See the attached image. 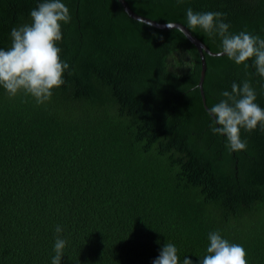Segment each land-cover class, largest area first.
Masks as SVG:
<instances>
[{"label": "trees", "instance_id": "1", "mask_svg": "<svg viewBox=\"0 0 264 264\" xmlns=\"http://www.w3.org/2000/svg\"><path fill=\"white\" fill-rule=\"evenodd\" d=\"M127 1L187 27L188 8L221 12L230 32L264 39V0ZM42 2L0 0V49ZM62 2L65 83L42 104L0 86V264H52L58 236L61 264H153L166 242L198 264L211 232L264 264V129L241 128V151L212 132L201 56L180 29L135 19L119 0ZM190 30L221 50L219 36ZM204 55L209 109L244 81L264 109L254 58L245 68Z\"/></svg>", "mask_w": 264, "mask_h": 264}, {"label": "clouds", "instance_id": "2", "mask_svg": "<svg viewBox=\"0 0 264 264\" xmlns=\"http://www.w3.org/2000/svg\"><path fill=\"white\" fill-rule=\"evenodd\" d=\"M224 15L221 12H194L188 8V29L200 28L210 37L219 36L221 50L217 55H226L237 65L243 64L247 68L249 65L245 62L254 58L252 66L264 77V39L247 31L230 32L231 26L224 22ZM30 16L31 23L11 30V47L0 49V86L10 96L23 91L42 104L51 99L54 88L65 83L63 74L69 65L61 60L57 42L62 39L61 22L68 23L71 17L62 0H44ZM167 27L173 28V25L167 24ZM184 35L189 34L184 31ZM221 95L225 99L208 109L213 120L211 130L226 136L230 151L246 150L247 142L241 139V128L252 131L259 124L264 129V109L255 102L256 91L249 81H244L242 85L233 83L231 92L224 91ZM56 231L62 232L61 227L58 226ZM208 239L207 254L198 264H248L243 246L230 243L219 232L209 233ZM66 244L65 239L57 237L52 264H61ZM153 264L194 262L187 256L181 262L177 247L166 242Z\"/></svg>", "mask_w": 264, "mask_h": 264}, {"label": "water", "instance_id": "3", "mask_svg": "<svg viewBox=\"0 0 264 264\" xmlns=\"http://www.w3.org/2000/svg\"><path fill=\"white\" fill-rule=\"evenodd\" d=\"M120 3L122 4L123 8L125 9V11L133 18L144 21L146 23H149L153 26L159 27V28H164V29H170L169 27H167V24H171L173 25V28H178L180 29L183 33L184 31L187 32L189 35L187 36L198 48L200 56H201V60H202V68H201V76H200V81H199V88L202 94V99H203V103L204 106L206 107V109L208 110V106L206 104V98H205V94H204V89H203V81H204V76H205V71H206V59H205V55L204 52H207L209 54H217L215 52H212L207 46L206 44L199 39L198 37H196L190 29H188V27L186 25H184L181 22H161V21H157L155 19H152L150 17H147L145 15H141L137 12H135L131 6L129 5L127 0H119Z\"/></svg>", "mask_w": 264, "mask_h": 264}]
</instances>
